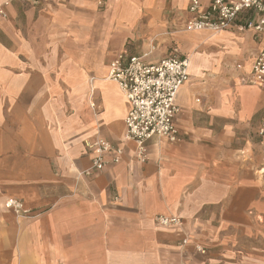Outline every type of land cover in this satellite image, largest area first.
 Returning a JSON list of instances; mask_svg holds the SVG:
<instances>
[{"label": "crops", "instance_id": "1", "mask_svg": "<svg viewBox=\"0 0 264 264\" xmlns=\"http://www.w3.org/2000/svg\"><path fill=\"white\" fill-rule=\"evenodd\" d=\"M188 3L4 6L0 202L16 197L29 214L0 205V264H264V84L245 82L263 37L184 31ZM222 33L231 49L249 42L247 62L223 65ZM174 48L189 57L175 97L179 140L150 138L140 160L109 64L120 52L157 63ZM96 138L119 146L121 159L86 174L94 155L86 144ZM158 214L181 225L160 226Z\"/></svg>", "mask_w": 264, "mask_h": 264}, {"label": "built area", "instance_id": "2", "mask_svg": "<svg viewBox=\"0 0 264 264\" xmlns=\"http://www.w3.org/2000/svg\"><path fill=\"white\" fill-rule=\"evenodd\" d=\"M13 0H6L0 6V17L5 16L4 6ZM32 6L42 0H24ZM55 2L56 0H48ZM117 1V0H112ZM189 0L187 11L189 19L184 31H209L217 33L234 29L251 30L256 36H262V47L254 58L245 80L251 84H264V0ZM189 57L180 56L177 48L157 63H146L142 57L120 52L110 61L108 78L123 93L128 110L124 118L125 138L135 145V157L146 158V142L156 136L169 142L179 140V130L175 117L180 108L175 104V97L180 87L188 80ZM237 64L236 68H241ZM93 106V104H91ZM257 133L264 137V120L258 126ZM94 151L90 167L85 171H99L110 160L118 163L122 149L104 138H96L86 144ZM4 207L17 216L29 214L28 208L16 197H7ZM157 224L163 227H179L181 219L173 214H158ZM187 238H182L186 243ZM195 248L204 252V247L195 244Z\"/></svg>", "mask_w": 264, "mask_h": 264}, {"label": "rangeland", "instance_id": "3", "mask_svg": "<svg viewBox=\"0 0 264 264\" xmlns=\"http://www.w3.org/2000/svg\"><path fill=\"white\" fill-rule=\"evenodd\" d=\"M245 32H246V30H243V31H239L238 33H245ZM219 37H220V39H219L220 43L224 44V49L221 51V54H220L221 61L223 62V65H225L226 63H228V65L231 64V63L234 64L233 63V59L236 62L241 63V64H242V62H247L249 60L250 56H249L248 50H249V45L250 44H249L248 41H247V43L246 42L241 43V42H239V40H235L233 42V44H236L237 47L235 45H233V46H235V49H231L229 47V45H230L229 43L232 44V42H229V43L227 42V40L229 38V35H226V33H222V34L219 35ZM219 37H215L213 39H215V41L219 42V40H218ZM152 45L155 47V43L154 42L152 43ZM173 46H176V45H173ZM205 46H206V44H205ZM208 47H211V46H208ZM151 49L153 50L152 47H150L149 50H151ZM238 72H240V73L245 72V68L243 67V65H242L241 68L238 69ZM245 82L249 83L246 80H245ZM258 139H260L259 135H258ZM147 154H148V151H147V148H146V157H147ZM0 205L4 206V201L0 202Z\"/></svg>", "mask_w": 264, "mask_h": 264}, {"label": "bare ground", "instance_id": "4", "mask_svg": "<svg viewBox=\"0 0 264 264\" xmlns=\"http://www.w3.org/2000/svg\"><path fill=\"white\" fill-rule=\"evenodd\" d=\"M214 34V33H213Z\"/></svg>", "mask_w": 264, "mask_h": 264}]
</instances>
